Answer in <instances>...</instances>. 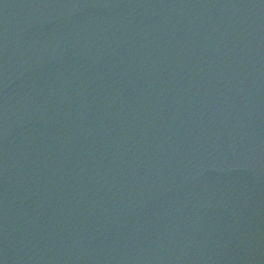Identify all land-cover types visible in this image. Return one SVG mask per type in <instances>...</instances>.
<instances>
[{
	"label": "water",
	"instance_id": "obj_1",
	"mask_svg": "<svg viewBox=\"0 0 264 264\" xmlns=\"http://www.w3.org/2000/svg\"><path fill=\"white\" fill-rule=\"evenodd\" d=\"M0 264H264V0H0Z\"/></svg>",
	"mask_w": 264,
	"mask_h": 264
}]
</instances>
